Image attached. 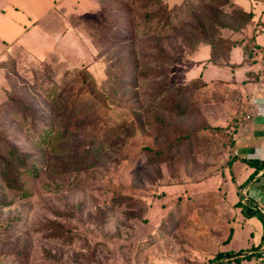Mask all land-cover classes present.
Instances as JSON below:
<instances>
[{
    "label": "rangeland",
    "instance_id": "obj_1",
    "mask_svg": "<svg viewBox=\"0 0 264 264\" xmlns=\"http://www.w3.org/2000/svg\"><path fill=\"white\" fill-rule=\"evenodd\" d=\"M51 9L63 38L24 33ZM263 12L264 0H0V35L9 17L35 56L0 67V161L14 144L39 171L13 188L0 176V264H207L244 220L231 177L248 100L194 78L230 79L207 44L244 27L248 39ZM20 96L53 126L70 123L57 151L36 147Z\"/></svg>",
    "mask_w": 264,
    "mask_h": 264
},
{
    "label": "crops",
    "instance_id": "obj_2",
    "mask_svg": "<svg viewBox=\"0 0 264 264\" xmlns=\"http://www.w3.org/2000/svg\"><path fill=\"white\" fill-rule=\"evenodd\" d=\"M18 9L19 7L16 8V10ZM49 12L50 13L46 14L44 17H40L39 19H37V21L34 20L30 27L23 24L22 30L24 31V33L27 34L33 28H40L44 30L45 33L54 41H58L60 40V38H63L66 33L62 35V28L60 26L64 23V20H62L64 17L60 16L55 9H51ZM25 14L27 15V13ZM51 17H53L54 20H52ZM30 19L33 20L32 17H30ZM46 19L51 20V22L49 23L47 21L48 25L44 24V20ZM6 20L10 21L6 23V25L1 24V26H6V28H8L7 31L11 38L8 34L0 35V67H2L1 70H4L5 73V63L10 59V57H13V55L17 53L18 50H21V53L29 56L30 58L35 57L32 52H30L25 46L20 44L19 39L21 37L17 35L19 28L14 27L13 30H11L9 28V24L12 20L9 17H7ZM18 24L19 23H16L15 25ZM249 31L252 32L251 36L256 37V43L264 46V27L257 30L254 26ZM257 50L258 48L255 47V62L251 64L245 65L243 63L245 59L244 50L240 45L232 48L228 56V61H225L224 63L220 64L212 61H207L208 64L212 63L220 67H226L228 69V74L230 75V79L228 80L212 79L210 82H208L203 78V75H199L197 77H202L204 82L210 85L219 81H223L230 86L239 85L243 87L245 91L243 95L248 100V120L243 123V125L236 131L234 137V154L238 155V157L250 161L251 163H246L242 160H235L232 166L234 176L231 177V183L234 186L232 188L234 189L235 193H237V202L240 201L242 194L246 196V198L252 199L255 205L264 212V209L262 208L264 207V204L260 205V203L258 202V199L264 201V168H262L260 172L254 176H258L257 178H252L251 180L246 182V180L252 175L255 170L254 164L260 165L264 162V76L262 75L264 71V60H259V56L256 52ZM234 55H236V57L233 59ZM240 72L242 73V76ZM257 75L259 76L260 80L257 79ZM255 218L256 216L249 219L244 218L242 224H236L234 226L235 232L232 236V239L229 243L223 245L222 248L239 250L241 248H247L253 243H258L261 236L264 234V224L261 220L258 221ZM238 237H242V241L246 242L245 245L239 248L234 246V244H236L235 239ZM263 247L259 251L264 250Z\"/></svg>",
    "mask_w": 264,
    "mask_h": 264
},
{
    "label": "trees",
    "instance_id": "obj_3",
    "mask_svg": "<svg viewBox=\"0 0 264 264\" xmlns=\"http://www.w3.org/2000/svg\"><path fill=\"white\" fill-rule=\"evenodd\" d=\"M219 3H221V2H219ZM252 12L253 11H250V10L245 12V13H248L247 15L249 16V19H250V17L253 18ZM245 22H247V21H245ZM221 25H222V26H220L221 29H230L231 28V26H229L226 23H221ZM254 25H255V28L257 30L264 27V17L260 16V18H258V21H256L254 23ZM215 30H216V28H215ZM236 30L230 32L231 33L230 36H224L223 37L221 35L222 38H219L220 48H218V49L213 46V43L207 44L210 46V49H211L210 58L208 59L209 62L212 61V62L221 64V63H224L225 61H228V56L230 54V51L232 50L233 47H235L237 45H240L243 47L244 58H245L243 63L245 65L255 62V60H254V58H255L254 48L255 47H260V46L262 47V49H263L262 57H264V46H262L259 43H256V39H255L256 37L251 36L252 32H249L250 35L247 37L248 39H245L246 35L243 33V32H245V27L244 28H238V30L237 31ZM227 37H229V38H227ZM227 39L229 40V44L227 46H225V48L224 47L221 48V45L223 43H225ZM174 59H175V57L172 59V61ZM9 60H11V62H13V65L16 66V57H10ZM5 67L7 68L6 63H5ZM11 71H13V70H11ZM262 75L264 76V71H263ZM194 79H195L194 81L196 83L202 82V84H204V85L207 84L206 82H204L202 77H197ZM257 79L260 80L259 76L257 77ZM6 94H7L8 99L6 100L5 103L11 104V102H15V100L16 101L18 100L10 92H6ZM50 95L51 94L49 93V97H50ZM46 97L48 98V94L46 95ZM20 99L22 101L19 103L22 105L19 109L16 110V113L17 114L21 113L22 117H24V123L21 122V124H23L27 128H30V129L33 128L35 130V131H33L31 129L32 133L30 135L33 137L36 147H38L40 149H46L48 147H51L52 150L57 151L58 145L61 142H63L68 137V135L70 133V130H71L70 123L67 124V122H66V124H64V126H60L59 124L57 126H53L51 123V119H46V117L43 116L42 114H41L42 116L36 115L34 110L30 107V106H32V107L34 106V103H32L34 101L28 102L27 100L23 99L21 96H20ZM183 100H184V97L179 95V98L175 101L174 107L175 108H181V105H182L181 102ZM15 117H16L17 121H19L17 116H15ZM29 117L31 119L30 121H29ZM26 124L28 126H26ZM151 151L153 152V154H155V155L157 154L156 158H154V159H156V161H161L162 159L164 160L166 158V153L168 152V149L167 150L166 149H158V150H151ZM91 153L92 152L88 153V156L90 155V158L87 160L86 163H84V169L89 168V167H93L95 165L93 160H92L93 155L91 156ZM28 155L29 154L23 153V151L20 150V148L18 146H15L14 144L9 145V147L7 148L5 156H3V160L0 161V176H3L6 184H8L10 187H12V188L15 186L19 187L21 185L19 183V181H20V175H22L23 173H26L28 175H32L35 177H37L39 175L38 169L35 166H30V164H28V158H29ZM235 160H242V161H245L246 163H251L248 160H245L241 157H238V155H236V154H234L232 156V164ZM254 165H255V170L252 173V175L246 180V182H248L249 180L254 178V176L257 175L262 168H264V162L260 165H257V164H254ZM240 187H241V185H240ZM238 206H239L238 207L239 210L242 213L243 219L244 218L249 219V218H252L258 214H263L261 212V210L259 209V207H257L255 205V203L253 202L252 199L246 198V196H244L242 194H241V199L238 202ZM232 236H233V234L230 235L226 240H224V242L220 246L219 251L216 254H214L210 259H208L207 264H213V263L218 262L224 258H227V260H225L221 263H218V264H231L234 262H236L238 264H264V250L259 251L264 246V234L261 236L260 241L258 243H253L251 246H249L247 248H241L239 250L222 248L223 245H226L227 243L230 242V240L232 239ZM245 251H252V253H249L246 256H240V254L245 252ZM253 260H255V261H253ZM249 261H251V263H249Z\"/></svg>",
    "mask_w": 264,
    "mask_h": 264
},
{
    "label": "water",
    "instance_id": "obj_4",
    "mask_svg": "<svg viewBox=\"0 0 264 264\" xmlns=\"http://www.w3.org/2000/svg\"><path fill=\"white\" fill-rule=\"evenodd\" d=\"M258 176H256L255 178H257ZM249 253H251V251L250 252H244V253H241L240 254V256H246V255H248ZM235 257V256H234ZM225 260H227V258H224V259H222V260H220V261H218V262H215V263H213V264H218V263H221V262H223V261H225Z\"/></svg>",
    "mask_w": 264,
    "mask_h": 264
}]
</instances>
